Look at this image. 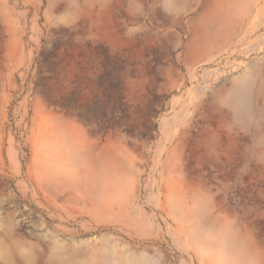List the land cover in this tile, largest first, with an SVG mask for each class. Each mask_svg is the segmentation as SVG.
<instances>
[{
  "label": "rangeland",
  "instance_id": "374dc122",
  "mask_svg": "<svg viewBox=\"0 0 264 264\" xmlns=\"http://www.w3.org/2000/svg\"><path fill=\"white\" fill-rule=\"evenodd\" d=\"M0 264H264V0H0Z\"/></svg>",
  "mask_w": 264,
  "mask_h": 264
},
{
  "label": "crops",
  "instance_id": "0c3cea01",
  "mask_svg": "<svg viewBox=\"0 0 264 264\" xmlns=\"http://www.w3.org/2000/svg\"><path fill=\"white\" fill-rule=\"evenodd\" d=\"M61 189H63V192L60 194V196L58 197V198H53V193H55L56 191H59V190H61ZM67 190L65 189V188H53V192L52 193H50V194H52V195H50V199L54 202V201H56V200H58L60 197H62L64 194H69V193H67L66 192ZM53 198V199H52ZM61 199V198H60Z\"/></svg>",
  "mask_w": 264,
  "mask_h": 264
}]
</instances>
